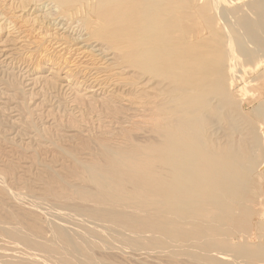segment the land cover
<instances>
[{"label":"bare ground","instance_id":"obj_1","mask_svg":"<svg viewBox=\"0 0 264 264\" xmlns=\"http://www.w3.org/2000/svg\"><path fill=\"white\" fill-rule=\"evenodd\" d=\"M48 1L127 87L87 101L117 129L0 145V264H264V0Z\"/></svg>","mask_w":264,"mask_h":264},{"label":"rangeland","instance_id":"obj_2","mask_svg":"<svg viewBox=\"0 0 264 264\" xmlns=\"http://www.w3.org/2000/svg\"><path fill=\"white\" fill-rule=\"evenodd\" d=\"M10 1L0 2V136H6L1 147L10 151L11 145L19 148L27 145L33 150L38 140L35 134L45 131L72 136L76 131L117 129L119 123L98 116L87 105L89 99L98 101L127 87L122 85L125 75L113 62L112 52L101 50L89 38L88 30L75 20L49 14L56 9L51 2L47 4L48 0H36L37 3L31 0L25 8ZM235 69L234 91L244 87L238 98L243 110L250 111L264 98V92L258 93L261 89L259 82L252 79L254 74L240 66ZM27 118L33 122V128L26 126ZM73 119H80L76 126L71 123ZM259 124L264 128V121ZM261 207L264 205L256 206Z\"/></svg>","mask_w":264,"mask_h":264}]
</instances>
